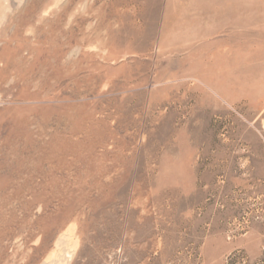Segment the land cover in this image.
<instances>
[{"label":"rangeland","instance_id":"rangeland-1","mask_svg":"<svg viewBox=\"0 0 264 264\" xmlns=\"http://www.w3.org/2000/svg\"><path fill=\"white\" fill-rule=\"evenodd\" d=\"M232 4L6 16L0 264L54 263L63 235L68 264H264V0H243L238 38L213 33Z\"/></svg>","mask_w":264,"mask_h":264},{"label":"crops","instance_id":"crops-1","mask_svg":"<svg viewBox=\"0 0 264 264\" xmlns=\"http://www.w3.org/2000/svg\"><path fill=\"white\" fill-rule=\"evenodd\" d=\"M239 2L243 3V0H236V3H237L236 7L233 4L231 5L232 6L231 8L227 6L225 7L226 9L227 8L230 9V11H227V13L224 16L216 18L215 23L218 29L213 30V33H220V34H226V35L232 34V35H236L237 38L239 34H243V11H242L243 4L240 3V5L242 6L241 8V6L239 5ZM236 48L237 49L239 48L238 43L236 45Z\"/></svg>","mask_w":264,"mask_h":264},{"label":"bare ground","instance_id":"bare-ground-1","mask_svg":"<svg viewBox=\"0 0 264 264\" xmlns=\"http://www.w3.org/2000/svg\"><path fill=\"white\" fill-rule=\"evenodd\" d=\"M26 1L27 0H13L12 3L5 4L4 0L3 2L0 0V24L3 23L9 13H13L15 10L25 4ZM56 246L60 248L61 253L58 256V259L51 264H68L71 255L69 253V246L67 244V236L63 235L60 237L56 242ZM43 264L50 263L44 262Z\"/></svg>","mask_w":264,"mask_h":264}]
</instances>
